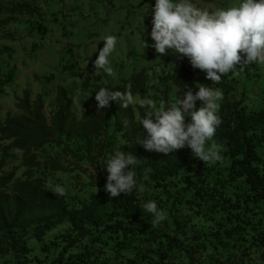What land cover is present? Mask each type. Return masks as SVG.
<instances>
[{
    "label": "trees",
    "instance_id": "16d2710c",
    "mask_svg": "<svg viewBox=\"0 0 264 264\" xmlns=\"http://www.w3.org/2000/svg\"><path fill=\"white\" fill-rule=\"evenodd\" d=\"M36 1L3 2L9 12L24 8L22 18L46 34L50 11L42 16ZM3 14L0 45L20 38L10 28L15 15ZM17 50L18 58L27 55ZM76 65L65 66L81 79L76 88L85 98L76 101L62 84L50 95L40 85L36 96L23 90L19 97L18 71L25 67L0 68V97L8 96L0 106V264H264V65L212 83L185 58L156 77L151 94L146 70L105 87ZM200 84L223 94L221 124L210 142L221 152L217 163L205 164L189 147L169 154L146 150L138 142L147 135L140 107L115 101L96 107L100 88L131 86L134 98L150 97L158 111ZM117 150L137 157L138 185L112 198L104 190V163ZM56 185L63 196L53 194ZM148 201L166 212L159 225L143 211Z\"/></svg>",
    "mask_w": 264,
    "mask_h": 264
},
{
    "label": "clouds",
    "instance_id": "9594fccd",
    "mask_svg": "<svg viewBox=\"0 0 264 264\" xmlns=\"http://www.w3.org/2000/svg\"><path fill=\"white\" fill-rule=\"evenodd\" d=\"M151 7L150 38L154 43L150 46L157 54H172L179 60L187 58L192 68L204 72L212 83L252 65H264V0H235L226 8L213 10L198 7L194 0H155ZM103 41L105 45L92 67L111 76L109 57L117 40L115 36H107ZM130 88L123 92L100 88L95 93L97 110L110 107L113 101L121 108L135 105L137 101ZM197 88L198 91L191 88L179 100L170 101L166 108L161 105L158 111H154L150 97L139 101V107L145 110L139 123L147 135L141 134L138 142L146 150L169 154L189 147L193 156L205 164L222 159L218 146L210 142L221 124L218 104L223 94L207 84ZM188 117L191 119L186 123ZM136 158L132 153L117 150L106 160L108 175L104 190L110 197L129 195L136 189ZM52 192L63 196L65 189L56 185ZM143 211L152 215L153 225L166 219V212L155 201L144 203Z\"/></svg>",
    "mask_w": 264,
    "mask_h": 264
},
{
    "label": "rangeland",
    "instance_id": "374dc122",
    "mask_svg": "<svg viewBox=\"0 0 264 264\" xmlns=\"http://www.w3.org/2000/svg\"><path fill=\"white\" fill-rule=\"evenodd\" d=\"M3 1L7 0H0V6L4 7H0V17L1 11L4 13L3 18L15 15L17 20L12 21L10 28L19 33L20 38L18 41L3 39L7 44H1L0 49H8L10 46L16 52L11 53L9 49L0 53V68L4 70L7 64L25 67L26 72L19 74L18 71L20 84L16 94L19 97L23 90H32V94L36 96L40 85L50 95L54 85L62 84L75 101L83 100L85 95L81 94L80 88H76V85H81L78 70L75 74L71 69H65L66 65L75 62L78 63L76 69L90 77L94 85L105 87H116L130 81L136 73L146 70L145 89L151 94L150 86L155 83L156 77L167 73L179 60L172 54H157L150 46L154 43L150 32L151 6L155 4V0H37V12L44 16L47 10L50 11V19L48 14L45 15L46 21L49 20L45 24L48 27L46 34H40L36 25L22 18L23 15H28L24 8L9 12L5 8L8 4ZM234 2L235 0H194L198 7L208 10L226 8ZM107 36H115L117 40L115 50L109 57L113 70L111 76L102 70L94 71L92 67ZM143 39L149 47H146ZM18 46L21 52L27 54L24 58L21 54L18 58ZM36 77L40 82L36 81ZM7 97H0L1 107L5 105ZM135 99L137 103L134 107L138 109L142 98L137 95Z\"/></svg>",
    "mask_w": 264,
    "mask_h": 264
}]
</instances>
